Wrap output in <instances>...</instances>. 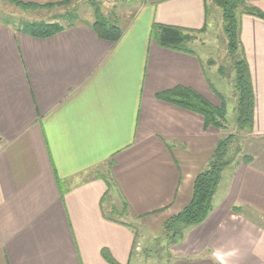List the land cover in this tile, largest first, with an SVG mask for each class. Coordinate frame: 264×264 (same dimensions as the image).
<instances>
[{"label": "crops", "instance_id": "obj_1", "mask_svg": "<svg viewBox=\"0 0 264 264\" xmlns=\"http://www.w3.org/2000/svg\"><path fill=\"white\" fill-rule=\"evenodd\" d=\"M253 4L264 13V0ZM207 15L205 0H141L114 21V42L91 28L94 15L45 38L0 20V264H110L103 249L131 264L135 233L103 215L107 186L90 176L109 160L111 192L149 233L189 203L224 132L157 95L187 87L220 100L201 54L160 47L150 27L200 29ZM239 36L257 150L224 170L213 209L168 247L169 264H264V19L241 14Z\"/></svg>", "mask_w": 264, "mask_h": 264}, {"label": "trees", "instance_id": "obj_2", "mask_svg": "<svg viewBox=\"0 0 264 264\" xmlns=\"http://www.w3.org/2000/svg\"><path fill=\"white\" fill-rule=\"evenodd\" d=\"M205 1L208 2L209 0ZM210 1L221 9L224 20L223 27L227 42L226 49L233 72L232 87L235 100L233 105L235 125L238 131L251 135L253 126L254 94L249 66L239 36L240 16L241 14H249L264 19V13L253 4L254 0ZM5 2L14 5L23 11H51L60 8L64 9V12L59 11L58 13H54L49 19H29L24 16H18L16 18L9 17L6 20H2L5 24L10 25L16 31L26 33L36 38L49 37L63 30L67 26H73L77 19V13L71 6L73 0H61L46 3L26 2L21 0H5ZM99 3L100 2L95 3V1L91 2L94 20L90 26L99 37L112 42L117 41L121 35V30L116 22L103 14ZM203 30L204 27L200 29H192L153 22L150 27V35L160 47L196 55L199 51L192 41L195 39L196 34ZM203 73L209 88L220 100L219 106L211 104L193 89L187 87H176L163 91L159 93L157 97L201 114L204 118L205 127L214 126L218 129H224L225 123L228 120L225 97L216 89L204 69ZM235 139L236 135L234 133L221 135L211 154L207 166L194 178L191 200L183 207V209L165 221L163 228L167 233L170 232L169 245L178 242L186 230L203 222L211 212L213 209V198L224 170L230 166L236 167L241 162L250 163L253 161V155L246 153L241 155L240 158L235 159L234 153L238 152V147H233ZM111 165L112 161L109 160L104 173L95 169L90 172V176L93 175L95 177H100L105 181L107 189L101 197V211L107 219L114 220L111 214L113 212H116L118 215H128L129 213L127 205L124 202L120 208L111 206L109 210L110 214L107 213L102 206V203L105 202L106 197L115 186L110 172ZM233 210L238 212L239 208L234 206ZM119 222L132 228L135 233V229L131 223L123 221ZM134 246L135 241L132 245L131 255ZM101 254L110 264H119L113 259L107 250H101Z\"/></svg>", "mask_w": 264, "mask_h": 264}, {"label": "rangeland", "instance_id": "obj_3", "mask_svg": "<svg viewBox=\"0 0 264 264\" xmlns=\"http://www.w3.org/2000/svg\"><path fill=\"white\" fill-rule=\"evenodd\" d=\"M94 1L95 3L100 2L103 14L118 24H123L141 2V0H73L71 6L77 13L76 22H84L93 16L91 2ZM207 9V25L202 32L196 34L192 43L201 54L206 74L216 89L225 97V103L228 108V120L222 130L224 132L223 135L228 133L236 135L233 147L237 146L238 152L234 153L235 159L240 158L245 153L253 155L255 149L257 150L255 147L258 143L253 141L250 135L237 130L234 116L230 114L235 103L232 87L233 72L226 49L227 42L221 9L210 0L207 2ZM63 10V8H60L51 11H23L14 5L0 0V20H6L9 17L16 18L18 16H24L29 19H49L52 14ZM97 170H101L100 172L104 173L106 167L102 166ZM111 206L120 208L121 204L118 202V197H116L114 192L110 191L103 207L109 213ZM111 214L128 221L135 229L134 257L131 264H169L167 251L170 246V232L167 233L164 231V228L161 231L159 226H157L158 224H156L153 228L154 233L152 234L148 232L147 228L142 227V224L137 219L130 218L128 215H118L116 212Z\"/></svg>", "mask_w": 264, "mask_h": 264}]
</instances>
